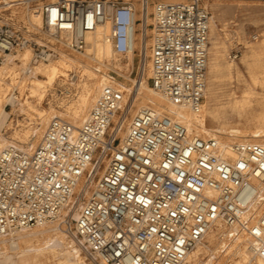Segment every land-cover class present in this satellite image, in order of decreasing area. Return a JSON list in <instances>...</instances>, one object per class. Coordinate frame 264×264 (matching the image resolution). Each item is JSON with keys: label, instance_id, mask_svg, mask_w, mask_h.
I'll list each match as a JSON object with an SVG mask.
<instances>
[{"label": "built area", "instance_id": "built-area-1", "mask_svg": "<svg viewBox=\"0 0 264 264\" xmlns=\"http://www.w3.org/2000/svg\"><path fill=\"white\" fill-rule=\"evenodd\" d=\"M208 1L56 0L42 12L46 30L65 35L79 52L89 34L111 22L108 39L124 56L152 18L151 86L201 115ZM32 43L0 21V63ZM147 49L145 42L141 52ZM52 55L43 50L35 59ZM141 67L144 76L145 62ZM138 92L136 84L105 83L82 124L54 117L34 150L10 145L0 152V238L63 218L96 264H187L208 232L223 225L264 259V142L193 134L175 114L136 107Z\"/></svg>", "mask_w": 264, "mask_h": 264}, {"label": "bare ground", "instance_id": "bare-ground-1", "mask_svg": "<svg viewBox=\"0 0 264 264\" xmlns=\"http://www.w3.org/2000/svg\"><path fill=\"white\" fill-rule=\"evenodd\" d=\"M28 1L29 0H4L0 2V9L6 8L5 10H8L14 5L17 7V4L27 3ZM10 10L12 11V9ZM29 10L30 9H28V11ZM40 11L41 10L34 9L33 12H29L27 19L29 20L30 27L37 32H41L44 25L42 13ZM20 17L21 16H19V18ZM136 17H138V15ZM148 23H150V18L148 19ZM148 23L147 26L143 27L144 32H141L143 37L138 32H135L134 49L131 53L126 55V57L132 56L134 60L136 53H139L137 50L141 46L140 38L142 43L145 44V36L148 34ZM214 27V19H211L210 34L214 31ZM138 29L139 25H136L135 30L137 31ZM111 30L112 25L109 21L100 25L96 31L88 35L87 48L84 51H80L77 55L68 51L66 47L68 43H66L65 35H61L59 38L56 35L53 36L50 41L53 43H60V48L58 47L59 50H57L58 58H49L47 60L48 62L46 61L47 63L41 62L34 66L35 73L30 77H22L20 75L17 63L14 59H11L13 54H10L7 57L8 61L4 62L3 65L0 64V125H4L7 122L10 114L4 109V100L6 99V101L10 103L16 104L18 99L15 95L16 93H12V95L9 96L12 84L20 89L19 91L22 95H25L27 92L26 89H29L30 94L28 95V99L29 97H36L42 102L45 100L48 91H52L57 81H61L60 83H62V85L63 83L68 84L69 71H72L73 67L80 69L81 79L78 83L73 82L66 85L65 90L63 89L64 91L61 92V95L65 94L64 97L66 96V99L69 97L68 101H66L64 97H60V100L63 101L62 106L65 108V112L56 110L52 105H50L48 109H41L38 111L40 120L36 127L38 128L37 132H41L52 117L67 118L75 125L82 124L99 95L104 82L109 80L106 69H123L129 66V63H124L120 58L116 57L113 43L108 39ZM35 34L37 33L35 32ZM42 41L43 39L41 42ZM110 54L111 56L109 57ZM19 57H21L23 64H26V61H29L31 57V49H25ZM243 60L247 63L251 71L253 83L264 88V76H261L264 72V40L260 41L258 45L252 46L249 50V54ZM107 61H109V63ZM235 67L238 68V65L230 63L226 67L225 76H231ZM103 69L105 72H102ZM29 70L30 69L27 67V72H29ZM120 73L122 74V72ZM39 75L43 77L41 78ZM123 75L128 81L133 82V86L135 84L139 86V92L135 98V104L138 108L150 104L154 105L170 114H175L178 120L188 125L190 132L193 134H200L205 137H219L224 143H229L236 138L264 142V90L253 88L246 92L244 100H236L234 104H228L240 113L247 111L248 108H252L255 104L261 105L263 111H258L261 112L258 116L256 114L259 125L255 128L233 126V124H228L223 118L225 108L220 104L219 84L222 82L221 80L223 79L224 73L221 63V51L218 45L211 46L209 49L208 92L204 105V112L201 115L195 114L185 108L179 109L178 106L169 102L165 96L148 84L143 74L139 80L125 74ZM7 78L11 79V83H9ZM73 84H77L76 88H73ZM15 86L12 87L14 88ZM28 99H26V103H29ZM208 119H211L213 123H218V125L210 126L208 124ZM29 136L30 134L27 132L26 139H28ZM9 143L10 141L0 140V152L3 148L7 147ZM53 230L45 228L44 225H42L40 228L33 230L32 233H27L18 237L22 238L23 241L11 239V241L16 242V244L11 243L10 248L13 254L8 253V251L0 253V264H81V253H79V250L74 252L69 248L66 243L65 234L62 231H56L53 234L47 235L48 232ZM225 231L223 225L212 228L206 235L205 240L189 255L187 264H264L263 258L253 256L251 252L252 249L249 248V244L246 241L247 239L245 240L242 236L234 240L230 239ZM2 242L5 243L6 239ZM2 248L3 247H1L0 250ZM204 253L208 254L206 260L201 257ZM229 256H237L238 259L232 260L229 259ZM253 261L254 263H252Z\"/></svg>", "mask_w": 264, "mask_h": 264}, {"label": "rangeland", "instance_id": "rangeland-1", "mask_svg": "<svg viewBox=\"0 0 264 264\" xmlns=\"http://www.w3.org/2000/svg\"><path fill=\"white\" fill-rule=\"evenodd\" d=\"M3 1L4 0H0V2H3ZM52 1H56V0H29L27 3L17 4V7L16 5L12 6V8H10L12 9V11L10 9L5 10L6 8L0 9V21L8 22L12 24L19 33L27 36L33 41L31 45L25 48V49H31V57L29 61H26V64H23L21 57H19L21 53L25 51V49L14 51L12 53L13 56H11L12 57L11 59H14V61L17 63L18 72H20V75L22 77L33 76L35 73L34 66L40 64L41 62L43 63L48 62L45 59L36 60L35 56L37 52L39 53V52H42L43 50H46L48 52L53 53L54 56L52 55L51 58H54V59L58 58L57 50H59L60 48V43H53L52 41H50V39L55 35L52 34L51 36V33L46 30L45 25H43L41 32L35 31L34 29L30 27L29 20H27L28 13L33 12L34 9H38V10H41L40 12L42 13V20L44 24V16H43L42 8L44 4L48 2H52ZM206 5L208 6L211 12V17L212 19H214V24H215L214 31L211 32L210 34L209 49L211 46L218 45L221 51V63L223 67L224 76H223V79L221 80L222 82H220L219 84V90H220L219 97H220L221 106L225 108L223 118L226 120L228 124L230 125L233 124V126H240L242 128H255L257 125H259L256 114L258 116L261 113L258 111H263V107L261 105L255 104L252 108H248L247 111L242 112V113H240L238 110H235L233 107H230L229 105L234 104L236 100H240V101L241 99L244 100L246 92L253 88H258V89L260 88V90L262 91L264 90L263 87L259 85H255L253 83L251 71L247 63L243 60L249 54V50L252 46L258 45L260 41L264 40V0H209L206 3ZM28 9L30 10L28 11ZM19 16L21 17L19 18ZM138 17H140V15ZM8 18H9V21H8ZM148 24H149L148 34L145 36V42H147V46H148L146 54L145 52L143 53L141 52L142 46H143L141 38H140L141 46L137 50V52L139 53H136L134 60L132 56L126 57L124 55H120L114 52L116 57L120 58L124 63H129V66L123 69L107 68L106 73L109 77L108 78L109 80H106L104 84L115 81L116 83H120L124 85L127 89H132L133 82L128 81L124 77L123 74L131 76L132 78L134 77V79L139 80L142 75L141 66L143 65L142 63L145 62L146 64H145L144 78L148 81V84L151 85L150 79H149L150 74H151L150 72L151 64H150V59H149V56H150L149 46L151 45V36H152V27H151L152 18H150V23ZM140 29L141 27L139 25L138 30ZM35 32L37 34H35ZM141 32H138V33L143 37ZM254 36H256L257 38L255 39ZM42 39L43 41L41 42ZM66 43H68L67 40H66ZM66 47L68 48L69 52L76 54V55L79 54V51H75L71 49L68 45ZM237 51H240L239 56L237 58H234L233 55ZM211 53H210V57H211ZM110 56L111 54L109 55V57ZM132 60H133V63H132ZM7 61L8 59L4 60L0 64L3 65V63ZM107 62L109 63V61ZM230 63L238 65V68L236 67L234 68L231 76H225L226 67ZM27 67H32L33 71L29 70V72H27ZM112 69H115V70H112ZM119 71L122 72V74ZM102 72H105V70L103 69ZM69 73L70 75L68 77V84L63 83L62 85V83H60L61 81L60 82L57 81L54 84L52 91H48L45 100H43L42 102H40L36 97H29L28 99V95L30 94L29 89H26L27 92L25 93V95H22L21 92L19 91L20 89L12 84L11 89L9 91V96L12 95V93L14 94L16 93L15 95L18 99H17L16 104H12L9 101H6V99L4 100V109L7 110L10 114H9V118L7 122L4 125H0V140L10 141L9 143L10 145L13 144L24 150H28V151L34 150L42 137L41 135H43L48 123L50 122L49 121L45 125V127L42 129L41 132L38 131L39 132L38 134L37 132L38 128L36 127L38 121L40 120L38 111H40L41 109H48L50 105H52L54 106L56 110L65 112V108L62 106L63 101L60 100V97H64L65 94L61 95V92L65 90L66 85H69L70 83H73V82L78 83L79 80L81 79L80 77L81 71L79 68L73 67L72 71H69ZM261 76H264V72L261 74ZM39 77L42 78L43 76L39 75ZM7 80H9V83H11L10 78H7ZM76 85L77 84H73L72 85L73 88H76ZM12 86H15L16 88L15 87L13 88ZM64 98L66 101L69 100L68 99L69 97H67L66 99V96H65ZM26 99H28L31 106L29 103H26ZM135 106L137 107V105ZM208 124L210 126L218 125V123H213L211 119H208ZM24 129L25 130L27 129V130L25 131ZM27 132L31 136V137L29 136L28 139H26ZM234 140H240V139L236 138V139H233L232 141ZM68 214L74 218L77 215V210H73L72 212L69 211ZM62 220L63 218H61V221L59 220L56 222H50V223L45 224L44 225L45 228L52 229V230L56 229L51 232H48L47 235L53 234L56 231H59V232L62 231L65 234L66 243L68 244L69 248L72 249L74 252H76V250H79V253H81V257H82L80 261L81 264H85V263L86 264H96L94 260L92 259V257L90 256V254L86 251L84 246L81 244L80 239L75 234L74 230L69 229L66 224L62 223ZM41 226L42 225H39L29 230L19 231L15 234L14 237H10V238L1 237L0 243L4 239H6V242L5 243L2 242L0 244V248L3 247L0 250V253L8 251V253L13 254L10 247H11V243L16 244V242L11 241V239H17V241L19 240L23 241L22 238H18V237L21 235L27 234V233H32L33 230H36L40 228ZM225 233L228 235V237H230L228 234L229 233L228 230H226ZM238 237L239 236L230 237V239L234 240V239H237ZM242 237L245 238L244 236ZM249 248H250V244H249ZM207 255L208 254L204 253L201 257L206 260ZM229 259L234 260L238 258L237 256H229ZM252 263H254V261Z\"/></svg>", "mask_w": 264, "mask_h": 264}]
</instances>
